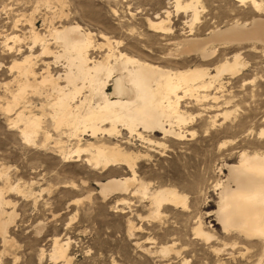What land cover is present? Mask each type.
I'll return each instance as SVG.
<instances>
[{"label": "rangeland", "instance_id": "374dc122", "mask_svg": "<svg viewBox=\"0 0 264 264\" xmlns=\"http://www.w3.org/2000/svg\"><path fill=\"white\" fill-rule=\"evenodd\" d=\"M63 1L0 0V188L8 203L4 221L10 223L9 244L0 233V264H64L66 260L51 257L57 238L61 244L69 242V264H264V238L224 231L216 215L227 167L239 162L241 152L264 153V44H255V49L251 43L218 45L215 59L206 61L177 53L189 38H207L235 21L264 19V0H256L258 9L234 0H180L182 5H197L196 21L192 11L176 10V0ZM160 20L165 31L153 25ZM70 26L91 35L94 62L107 61L110 41L111 53L174 72L206 69L215 75L214 69L236 53L245 66L234 76L224 74L206 91L180 95L184 98L179 110L188 120L186 125L173 123L172 129L183 132L184 139L138 129L142 139L122 128L121 135L112 138L75 139L69 131L59 135L55 129L52 105L57 93L51 87L29 89L17 107L14 101L22 81L15 66L27 58L37 63L39 79L29 76L32 84L41 82L49 69L54 79L65 71L64 60L56 65L54 57L43 54V43H34L32 29L46 37L52 29ZM14 36L22 42H8ZM47 40L52 52L61 51L50 37ZM197 94L208 97L197 99ZM25 107L42 118L43 131L32 143L21 136L23 126L15 124L17 112ZM88 144L120 148L134 168L125 164L95 169L88 162L90 154H71ZM133 177L136 182L127 192L106 197L100 192L99 184L107 180ZM162 188L174 189L186 199L185 205L163 204L158 214L151 195ZM199 227L209 240L198 236ZM163 247L171 249L166 256Z\"/></svg>", "mask_w": 264, "mask_h": 264}, {"label": "bare ground", "instance_id": "6f19581e", "mask_svg": "<svg viewBox=\"0 0 264 264\" xmlns=\"http://www.w3.org/2000/svg\"><path fill=\"white\" fill-rule=\"evenodd\" d=\"M62 1L63 0H61V3ZM234 1L240 3L242 6L249 3L255 9L261 6L256 0ZM182 9L184 11H192L194 20L196 21L198 19L197 5H195V3L192 2L182 5L180 0H176V10ZM158 18L157 20H159ZM32 21L34 22V20ZM153 25L155 28L163 31L167 29H164L163 21L161 20L160 22L153 23ZM19 36H14L7 40L8 42L13 41L14 43L22 42V37L20 38ZM31 36L35 44L43 43V54L46 55V57L48 55L54 57L56 65H58V60L59 62L64 60L66 65L64 66L65 71L62 75L58 76V78L54 79L49 69L46 73V77L40 76V78L42 77L41 82L34 84L35 81L32 84L29 80V76L37 78L34 69L37 63L34 64L35 62L33 63V59L29 57L23 64L16 65L15 67L18 68L22 75V81L21 84L18 83L20 84L19 94H16L14 98L15 106L23 99L24 94L29 89L40 91L41 87H51V89L57 93L55 103L52 105V118L55 122V129L59 135H63L64 131H69L70 137L75 139L86 136L96 140L101 137L112 138L120 134V128L142 139V134L138 132V129L151 134L161 133L164 137L169 136L171 138L184 139L185 135L183 132H176L172 129L173 123L177 124V126L186 125L187 123L188 118L179 110L183 98L186 95H193L198 92L200 93V91H206L211 87L212 83L219 81L224 74L234 76L245 66L242 64L243 61L242 63L240 61V54L236 53L233 55L232 61H225L214 69L215 75H211L206 69L174 72L163 69L160 66L151 65L138 59L128 57L122 53H119V55L116 53L114 54V52L111 53L110 41H108L107 44V46L110 47V54L107 55V61L94 62L90 59V51L94 48L91 35L83 33L80 26L63 27L61 30L55 28L52 29L50 35L46 37L41 36L32 29ZM47 37H50L55 42L54 44L59 46L61 49L60 52H52L50 50ZM23 43H25V41ZM246 43H251L252 49H255V44H264V19L254 18L250 24L235 21V23L225 28L213 30L207 38H189L180 43V48H178L177 53L178 57L196 54L199 55L203 61L209 59L214 60L215 58L212 57L216 55L215 52L217 50L215 46L219 45V47H223L225 45H243ZM7 51L8 50H6V52ZM34 53H37V51ZM10 54L12 55V52ZM210 61L212 62V60ZM110 86L113 87L112 92H109ZM181 94H183L184 97L180 96ZM207 97L208 95L201 96L200 94L196 96L197 99H205ZM12 108H9L10 114L13 110ZM27 109L28 107H25L21 112H17L15 124H17V126H23L21 136L26 142L32 143L35 142L34 140H36L43 131L42 118L31 111L28 112ZM29 109L31 110V108ZM49 110L50 109H48V111ZM228 116L229 114H225L226 118ZM15 130L19 129L16 128ZM45 130L48 129L45 128ZM261 135H264V131H262ZM46 138L48 139L49 136ZM68 138L66 137V139ZM119 149L115 148L108 150L104 146L88 144L86 149H82V147L79 146L77 150L71 154H76L79 158L82 155L86 156V154H90L91 158L88 162L93 164L95 169H107L125 164L133 169L134 164L131 163L133 160H129L126 156L124 157L122 154L123 152H120ZM238 160L239 162L236 164L227 167L228 177L226 182L222 184L219 193L220 204L216 213L217 220L224 231L236 230L248 237L264 238V153L247 154L241 152ZM134 181V177L132 180L129 178L110 179L105 183L99 184L100 192L104 197L113 192H127L130 184ZM3 195V190L0 188V233L4 244L7 245L9 244L6 237L7 228L10 223L4 221V217L8 215L4 211V206L8 205V203L3 198ZM143 195H149L146 189H144ZM151 197L154 201L153 204L157 207L158 214L163 204L185 205L186 200L183 196H180L178 192L174 191V189L168 188L156 190ZM9 216L11 217V215ZM198 236L205 237L208 240L211 237L209 234L203 232L200 227L198 228ZM54 240L52 259L62 262L66 260L64 264H69L66 255L69 242L61 244L58 238ZM170 251V248H161V253L165 256L168 255ZM186 263L187 261L184 264Z\"/></svg>", "mask_w": 264, "mask_h": 264}]
</instances>
